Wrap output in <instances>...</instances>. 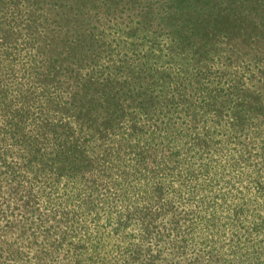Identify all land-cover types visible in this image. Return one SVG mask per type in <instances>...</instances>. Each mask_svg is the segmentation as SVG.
<instances>
[{"label": "trees", "instance_id": "trees-1", "mask_svg": "<svg viewBox=\"0 0 264 264\" xmlns=\"http://www.w3.org/2000/svg\"><path fill=\"white\" fill-rule=\"evenodd\" d=\"M157 1L0 0V264H264V0Z\"/></svg>", "mask_w": 264, "mask_h": 264}, {"label": "rangeland", "instance_id": "rangeland-1", "mask_svg": "<svg viewBox=\"0 0 264 264\" xmlns=\"http://www.w3.org/2000/svg\"><path fill=\"white\" fill-rule=\"evenodd\" d=\"M124 1H127V4H125ZM155 2L156 0H149L148 2L146 0H134L132 2H128V0H117V5L115 8L113 0H108L107 3L102 4L96 9L95 18H97V20H93V23L96 25L97 29H94L93 31V37H98L103 26H110L106 30L107 33L112 34L113 31L120 30V28L121 30H126L132 26H138L139 28H142L143 24L148 22L151 24L152 30L158 26H161V24H170V21H168L167 18V13H164L165 8L160 7L158 1L157 4ZM148 3H150L149 6L147 5ZM67 18L74 17L68 16ZM75 19H72V21L76 24ZM149 33H152V31H149ZM60 34L63 35V32H60ZM72 34H74V36H71ZM76 34L77 33L75 32L74 28L69 26V32L66 37L73 38L76 36ZM128 34L130 33L124 34V38L127 40L133 39L135 37V34ZM82 37L83 39H81V41L94 45L93 41L89 40L90 36L83 34ZM59 38L61 39L62 36H59ZM74 45L75 44H72L71 46L73 47ZM223 243L226 248V242L223 241Z\"/></svg>", "mask_w": 264, "mask_h": 264}]
</instances>
